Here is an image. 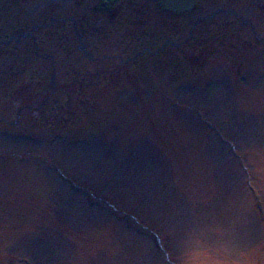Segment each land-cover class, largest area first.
Segmentation results:
<instances>
[{"label":"rangeland","instance_id":"rangeland-1","mask_svg":"<svg viewBox=\"0 0 264 264\" xmlns=\"http://www.w3.org/2000/svg\"><path fill=\"white\" fill-rule=\"evenodd\" d=\"M236 3L183 75L34 60L26 91L0 60V264H264V0Z\"/></svg>","mask_w":264,"mask_h":264},{"label":"flooded vegetation","instance_id":"flooded-vegetation-1","mask_svg":"<svg viewBox=\"0 0 264 264\" xmlns=\"http://www.w3.org/2000/svg\"><path fill=\"white\" fill-rule=\"evenodd\" d=\"M206 1L0 0V60H10L7 70L15 88L26 91L37 84L34 76L42 74L27 71L34 60L55 67L56 61L62 69L68 63L62 73L73 77L74 83L66 84L71 89L95 86L93 81L104 75L110 82L123 76L135 81L145 68L153 75L166 67L169 77L187 74L193 60H206L209 44L224 42L220 29L216 38L210 30L216 16L242 20L237 0H223L229 4L210 13ZM216 22L218 27L226 23ZM125 86L141 84L114 87Z\"/></svg>","mask_w":264,"mask_h":264}]
</instances>
